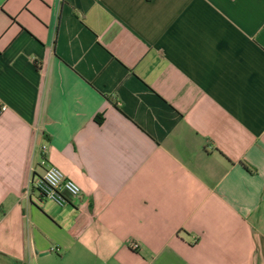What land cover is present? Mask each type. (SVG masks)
Instances as JSON below:
<instances>
[{
    "label": "crops",
    "instance_id": "crops-1",
    "mask_svg": "<svg viewBox=\"0 0 264 264\" xmlns=\"http://www.w3.org/2000/svg\"><path fill=\"white\" fill-rule=\"evenodd\" d=\"M0 264H264V0H0Z\"/></svg>",
    "mask_w": 264,
    "mask_h": 264
},
{
    "label": "built area",
    "instance_id": "built-area-1",
    "mask_svg": "<svg viewBox=\"0 0 264 264\" xmlns=\"http://www.w3.org/2000/svg\"><path fill=\"white\" fill-rule=\"evenodd\" d=\"M119 105V103H118ZM36 189L44 199L54 202L58 206L65 204V195L76 197L80 193L78 185L66 178L63 173L55 167H47L39 181ZM132 249H136V244H130Z\"/></svg>",
    "mask_w": 264,
    "mask_h": 264
},
{
    "label": "trees",
    "instance_id": "trees-1",
    "mask_svg": "<svg viewBox=\"0 0 264 264\" xmlns=\"http://www.w3.org/2000/svg\"><path fill=\"white\" fill-rule=\"evenodd\" d=\"M245 168H246V170H248L249 171V169L246 167V166H244Z\"/></svg>",
    "mask_w": 264,
    "mask_h": 264
},
{
    "label": "rangeland",
    "instance_id": "rangeland-1",
    "mask_svg": "<svg viewBox=\"0 0 264 264\" xmlns=\"http://www.w3.org/2000/svg\"><path fill=\"white\" fill-rule=\"evenodd\" d=\"M54 203V202H53ZM55 204V203H54Z\"/></svg>",
    "mask_w": 264,
    "mask_h": 264
}]
</instances>
